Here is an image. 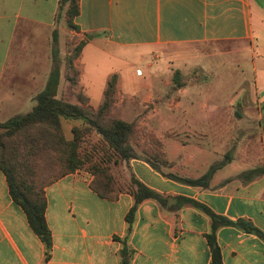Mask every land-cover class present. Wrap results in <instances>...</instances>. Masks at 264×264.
<instances>
[{"label": "crops", "instance_id": "obj_1", "mask_svg": "<svg viewBox=\"0 0 264 264\" xmlns=\"http://www.w3.org/2000/svg\"><path fill=\"white\" fill-rule=\"evenodd\" d=\"M60 1L0 0V118L29 112L35 96L45 89L53 69L54 32L60 53L61 34L78 40L73 44L84 42L73 66L78 70V91L93 109L102 100L108 77L119 74L112 66V59H120L116 53L140 51L152 61H160V54L168 48L193 50L177 56L174 52L162 64L171 59L181 61L184 57L179 54L184 53L199 60L240 55L242 61L247 60L249 77L242 73V80L229 93L224 92V81L199 82L192 76L185 81L186 88L179 85L175 97H166L172 111L181 109L184 94L191 107L196 103L200 121L191 120L194 110H180L184 115L189 113L184 117L186 129L181 131L153 129L145 120L158 115L159 102L150 111L147 105L158 95H124L119 74L114 108L121 113V120L135 121L153 134H199L200 140L218 134L210 148L201 145L195 150L202 156L210 151L214 157H225V167L235 164V159L237 166L247 167L245 173L234 176H218V172L213 180L217 182L215 187L204 188L166 178L141 159L123 164L128 176L133 174L167 200L165 206L146 200L138 207L129 236L134 251L132 264H210L205 240L210 219L185 201L231 221L248 220L264 232V0H78L79 12L73 21L78 32L68 29L64 21L66 6L60 9ZM209 47L217 50L204 55L202 48ZM89 72L98 81H105L100 95L93 96L80 82ZM163 84L168 87L170 82ZM204 84L211 86L202 89ZM75 91L65 82L62 67L56 98L77 104ZM235 102H241V110L230 115ZM237 120L243 122L242 127L237 126ZM191 127L192 131L188 129ZM235 132L247 135L243 144L230 136ZM255 133L256 145L248 136ZM170 139L181 151L187 147L179 139L166 140ZM235 142L237 150L230 156ZM165 151L169 158L180 161L194 158L171 156L174 151L168 152L166 144ZM253 169L262 172L248 176ZM91 180V175L78 170L45 188V219L52 239L51 256L45 261L44 246L30 229L22 209L12 201L0 171V264H118L120 240L126 234L125 216L133 198L120 194L115 201L102 199L91 190ZM216 242L223 264H264V241L254 235L222 227L216 232Z\"/></svg>", "mask_w": 264, "mask_h": 264}, {"label": "trees", "instance_id": "obj_2", "mask_svg": "<svg viewBox=\"0 0 264 264\" xmlns=\"http://www.w3.org/2000/svg\"><path fill=\"white\" fill-rule=\"evenodd\" d=\"M64 6V21L68 29L78 32L73 23L79 12L78 0H61L60 9ZM52 42L53 69L45 89L35 96L34 106L29 112L0 123V171L5 176L12 201L22 209L30 229L44 246L45 261L49 260L52 251L51 234L45 219L46 187L82 170L91 174L90 188L98 197L115 201L120 194H129L133 198V205L125 216L126 234L120 240L121 248L117 256L118 264H132L134 251L129 245V236L138 207L146 200H154L160 206H165L167 200L142 184L133 174L121 182L112 174V169L131 159H141L162 176L191 187H201L200 182H204L210 174L189 180L163 173L160 166L165 162L161 142L151 136L146 148L141 144V137L133 122L109 116L116 102L118 73L108 77L102 100L96 109L87 104L88 99L82 93H77V104L56 98L61 65V60L57 59L59 48L56 32L53 33ZM72 46V52L62 62L63 74L69 88L76 89L78 70L73 62L80 55L84 42ZM63 121L81 123V127L71 129V139H66L63 134ZM92 131L100 140L98 144L83 150L84 137ZM260 172L261 169H253L247 174L251 176ZM185 202L202 210L210 219V230L205 236L210 264H223L216 242V232L222 227H233L264 241V232L248 220L231 221L197 203Z\"/></svg>", "mask_w": 264, "mask_h": 264}, {"label": "rangeland", "instance_id": "obj_3", "mask_svg": "<svg viewBox=\"0 0 264 264\" xmlns=\"http://www.w3.org/2000/svg\"><path fill=\"white\" fill-rule=\"evenodd\" d=\"M60 40L62 42V48L63 53L61 50H59L58 55V61L63 59L65 60L68 53L72 52L73 49V43L78 42L75 39H73L71 36H63V34L60 35ZM241 47V46H240ZM220 48V47H219ZM230 48V47H228ZM242 48V47H241ZM217 50L214 47L202 48V52L204 55L212 54ZM226 50V49H221ZM187 51H193V50H179V48H168V51L165 52L167 55L165 57V54H160L161 60L160 61H152L150 56H147L146 53H141L140 51H129L126 53H123V55L116 53V56L120 59L116 60L112 59V66L116 68L117 72L120 74V83H121V92L125 95H131L135 97H142L146 96L148 94H157L156 98L154 100L150 101L147 105V110L153 109L154 105H156L157 101L159 102L158 106L156 108H159L158 115H153L152 118L149 120H145L148 122L153 129L156 128L159 132H164L169 128H174V130H183L186 129L185 125V119L184 117H187L186 115L180 110H188L192 109L194 110V118H192V121L198 120L200 121V115L195 112L196 109V103L194 102V107H191L187 101L186 95L184 94L181 98V109L179 111L171 110L167 106L166 97H175V94L178 90L179 85H181V88H186L187 83L185 81H189L192 76L197 78V81L199 82H205V81H224V86L226 92L225 94L229 93L236 82L242 80V73L246 74V77H249L250 69L247 66V60L242 61L240 58V55H232V56H225V57H217V58H211L210 60H199L194 58H188L189 56H193V54H187L184 53L179 54L183 56V60L176 61L174 59H171L170 61H165L164 64H162V61L165 60L164 58H167L171 56L172 53L177 52L175 54L176 56L180 52H187ZM159 55V54H158ZM174 55V56H175ZM59 71L61 74L62 67L64 68V63H60ZM116 64V65H115ZM150 64L151 67H148L147 65ZM245 64V66H243ZM179 67L180 70H177L175 67ZM167 69H166V68ZM171 70L169 71V68ZM107 68V67H106ZM64 70V69H63ZM93 77V78H92ZM169 81L170 84L168 87H166L163 82ZM228 81V82H227ZM88 90L92 93V95H100L102 91H100V87L104 85L105 81H98V78L95 76H91V72H89V75L85 74L83 81H80ZM204 87H201L202 89H208L210 88V84H204ZM190 86V85H189ZM188 86V87H189ZM103 89V88H102ZM75 99L77 96V93H81L78 91V87L75 89ZM195 99H200L199 96L194 97ZM136 101V98H134ZM69 100H72L69 96ZM175 100V99H173ZM116 101H117V94H116ZM176 101V100H175ZM174 101V102H175ZM77 102V100H76ZM125 104V99L122 102ZM121 103V104H122ZM116 104V102H115ZM114 104V106H115ZM127 104V103H126ZM113 108L110 111V117L120 119L121 113L117 108ZM241 102H235L233 105H231L229 113L230 115H233V113H237L240 108ZM21 110L22 107H19ZM93 109V108H92ZM172 111L173 113H170ZM27 112V111H25ZM189 112V111H188ZM128 113V112H127ZM139 113V112H138ZM137 113V114H138ZM129 116V115H128ZM11 115H7L5 117L0 118V121L7 120L10 118ZM189 119V118H188ZM121 120V119H120ZM144 120V119H141ZM188 121V120H187ZM237 126L242 127L243 122L242 121H235ZM133 123L137 126L139 136L141 137V144L148 148V139L149 137H155L157 140H159L162 144V151L164 153V164H161L160 168L163 173L176 175L183 179H189V180H195V178H198L202 175L210 174L209 178L204 182H200V186L204 188H213L215 187L217 182H213L215 179V175L223 176V175H229L234 176V174H237L239 172H243L246 170V166H237L238 159H235V164L230 166H223L224 162L226 161V158H218L214 157L210 151L207 152V155L204 154V156L200 155L196 150V146L205 145L206 148H210L211 145L216 143L215 138L218 137L217 135H206L205 137L200 140V135H195L191 133H183L178 134L176 132H173L171 134H153L146 130L145 127H140L139 124H137L135 121ZM230 125H232L230 123ZM175 126V127H174ZM73 127H81V123L77 121H63L62 122V131L66 139L72 138L71 129ZM191 131L193 130V127L188 128ZM234 137L235 140L238 139V142L240 144H243L245 142V138L247 135L243 133L235 132L234 134L230 135ZM250 137L249 141L253 144H258V134H251L248 135ZM172 138V139H179L182 143L186 144V148L180 150L179 147L176 146V143L174 141L171 142L167 141L166 139ZM100 140V137L95 132H90L84 137L83 142V150H87L89 146L98 144ZM166 142V143H165ZM165 144L166 148L168 149V152H173L171 156L173 155H181L184 154L187 158H191L190 160H177L169 158V155L166 154L165 151ZM178 146L179 143L177 144ZM234 148L229 152L230 156L233 155L234 151L237 150V143L235 142ZM139 151V150H138ZM140 152V151H139ZM139 152H137L139 154ZM240 152V151H238ZM180 162H187L189 164L186 165H177ZM82 171V170H81ZM86 172V171H85ZM87 173V172H86ZM89 174V173H88ZM112 174L121 182H125L128 179V174L125 170V168L121 165L116 168L112 169ZM91 175V174H89ZM213 176V178H212ZM212 178V179H211Z\"/></svg>", "mask_w": 264, "mask_h": 264}]
</instances>
